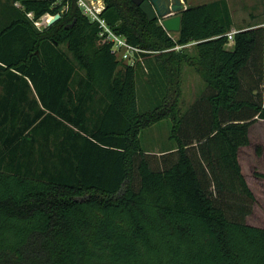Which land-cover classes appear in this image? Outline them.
Wrapping results in <instances>:
<instances>
[{
  "label": "trees",
  "instance_id": "obj_1",
  "mask_svg": "<svg viewBox=\"0 0 264 264\" xmlns=\"http://www.w3.org/2000/svg\"><path fill=\"white\" fill-rule=\"evenodd\" d=\"M101 1L142 63L116 61L74 0L41 29L60 7L24 0L0 28V264H264L238 162L264 123V27L226 49V0L187 6L175 35L131 0ZM189 43L192 58L174 50ZM183 65L205 87L181 113ZM162 121L172 149L157 156L140 135Z\"/></svg>",
  "mask_w": 264,
  "mask_h": 264
},
{
  "label": "rangeland",
  "instance_id": "obj_2",
  "mask_svg": "<svg viewBox=\"0 0 264 264\" xmlns=\"http://www.w3.org/2000/svg\"><path fill=\"white\" fill-rule=\"evenodd\" d=\"M185 6H195L206 4L215 0H182ZM233 18V28L235 30L248 27H264V13L260 0H226ZM175 35V34H171ZM174 37V36H173ZM232 43H228L226 49L231 48ZM187 57H194L195 53L188 52ZM180 96L178 109L183 113L186 108L193 104L197 96L204 89L205 84L197 73L196 67L183 65L179 76ZM182 83V85H181ZM140 88L142 86H139ZM157 104L150 102L144 104V108L151 110ZM145 109V110H146ZM169 130L168 122L162 121L141 133L140 138L143 146L148 151L160 150L164 144L166 133ZM251 144L238 150V160L242 176L251 191L254 202L251 215L246 218V223L259 228H264V180L254 177V173L264 170V123H256L250 130Z\"/></svg>",
  "mask_w": 264,
  "mask_h": 264
},
{
  "label": "built area",
  "instance_id": "obj_3",
  "mask_svg": "<svg viewBox=\"0 0 264 264\" xmlns=\"http://www.w3.org/2000/svg\"><path fill=\"white\" fill-rule=\"evenodd\" d=\"M55 6H59L61 14L63 15L68 9V2L70 0H48ZM76 8L80 14L85 17L89 23L94 24L97 28V39L100 44L108 45L110 55L114 57L116 61L125 66L133 67L136 63H142V56L147 54L145 51H141L127 43L126 39L117 35L106 24L105 20L100 17V14L104 8L103 2L92 0H74ZM53 16L44 15L38 21L34 22L36 28L41 29L46 27V23ZM160 24V22H159ZM236 33L232 30L226 35L228 43L233 42V36ZM195 43H189L182 47H175V51H179L183 48H189Z\"/></svg>",
  "mask_w": 264,
  "mask_h": 264
},
{
  "label": "water",
  "instance_id": "obj_4",
  "mask_svg": "<svg viewBox=\"0 0 264 264\" xmlns=\"http://www.w3.org/2000/svg\"><path fill=\"white\" fill-rule=\"evenodd\" d=\"M131 2L140 9L148 22L157 20L168 34L179 32L180 14L186 10L182 0H131ZM61 18L62 14L59 9L57 14L46 23V27H50Z\"/></svg>",
  "mask_w": 264,
  "mask_h": 264
},
{
  "label": "crops",
  "instance_id": "obj_5",
  "mask_svg": "<svg viewBox=\"0 0 264 264\" xmlns=\"http://www.w3.org/2000/svg\"><path fill=\"white\" fill-rule=\"evenodd\" d=\"M22 1H24V0H0V28L5 26V25L10 24L12 21H15L19 18L18 17V11H23ZM199 5H201V4H199ZM185 7H187V6H185ZM27 16H28L27 17L28 20H29V18L32 17L31 14H29ZM233 30H235V28H233ZM189 49H190V47H189ZM181 85H182V83H181ZM164 142L165 143L160 146V150H157V151L151 150V152H152L151 154L154 153L155 155L159 156L161 154L160 151H163L162 150L163 145H164V147H166V149H172L171 143L168 139V132L166 133V138L164 139ZM238 162H239V160H238ZM239 166H240V164H239Z\"/></svg>",
  "mask_w": 264,
  "mask_h": 264
}]
</instances>
